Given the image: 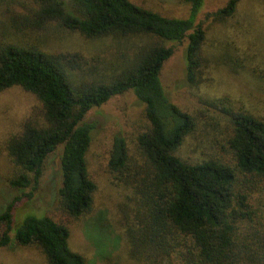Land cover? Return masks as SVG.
<instances>
[{
	"label": "trees",
	"instance_id": "obj_1",
	"mask_svg": "<svg viewBox=\"0 0 264 264\" xmlns=\"http://www.w3.org/2000/svg\"><path fill=\"white\" fill-rule=\"evenodd\" d=\"M34 1L37 8L27 22L36 27L52 20L87 38L141 39L131 55L122 53L120 63L90 82L76 79L59 55L0 40V91L20 87L40 106V118L30 116L6 142L16 169L8 185L35 188L45 159L61 145L58 204L70 218L89 212L97 185L86 160L94 129L86 115L129 90L144 105L148 121L136 137L140 160L116 134L107 162L114 180L134 191V215L123 232L128 259L134 264H264V109L228 110L222 154L198 161L177 154L194 133L195 121L169 99L160 74L173 54L168 43L186 40V80L194 85L204 78L206 32L197 21L204 0H183L189 4L185 18L165 17L131 0ZM239 1L228 0L209 15L227 19ZM16 199L0 212V247L11 243ZM20 221L14 230L17 244H37L48 264H85L84 255L69 246L66 224L29 213Z\"/></svg>",
	"mask_w": 264,
	"mask_h": 264
},
{
	"label": "rangeland",
	"instance_id": "obj_2",
	"mask_svg": "<svg viewBox=\"0 0 264 264\" xmlns=\"http://www.w3.org/2000/svg\"><path fill=\"white\" fill-rule=\"evenodd\" d=\"M131 1L165 17L185 18L189 13V4L183 0ZM227 1L204 0L197 16L206 32L203 49L208 65L204 78L194 85L186 80V40L168 43L173 54L160 74L169 99L195 121L194 133L185 137L177 152L188 161L223 153L230 127L229 109H264V0H240L234 15L224 20L209 15ZM36 8L34 0L1 1L0 40L59 55L73 76L86 82L101 80L113 64L123 60L122 53L131 55L132 46L141 39L87 38L52 20L36 27L27 22ZM39 112L37 99L20 87L0 91V212L18 197L9 233L11 243L0 247V264H48L37 244L19 245L14 240L15 228L28 213L66 224L69 246L84 255L85 264H134L125 252L123 233L134 215V191L114 180L107 162L116 134L124 137L132 157L140 160L136 137L148 126L144 105L128 90L88 111L85 120L94 129L86 160L97 188L90 211L79 218H70L58 204L61 145L45 159L35 188L15 190L8 185L16 169L6 142L22 131L30 116L37 121ZM29 192L30 197L26 196Z\"/></svg>",
	"mask_w": 264,
	"mask_h": 264
}]
</instances>
